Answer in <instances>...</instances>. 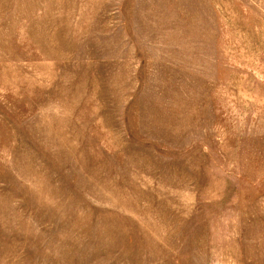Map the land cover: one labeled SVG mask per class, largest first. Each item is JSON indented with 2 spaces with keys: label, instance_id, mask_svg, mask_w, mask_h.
I'll list each match as a JSON object with an SVG mask.
<instances>
[{
  "label": "rangeland",
  "instance_id": "rangeland-1",
  "mask_svg": "<svg viewBox=\"0 0 264 264\" xmlns=\"http://www.w3.org/2000/svg\"><path fill=\"white\" fill-rule=\"evenodd\" d=\"M0 264H264V0H0Z\"/></svg>",
  "mask_w": 264,
  "mask_h": 264
}]
</instances>
